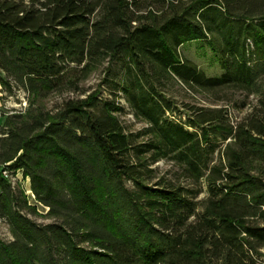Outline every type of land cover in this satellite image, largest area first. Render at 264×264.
<instances>
[{
	"label": "trees",
	"instance_id": "trees-1",
	"mask_svg": "<svg viewBox=\"0 0 264 264\" xmlns=\"http://www.w3.org/2000/svg\"><path fill=\"white\" fill-rule=\"evenodd\" d=\"M193 41L220 77L182 57ZM176 83L258 103L234 124L224 107L181 111ZM0 85L2 103L18 92L28 103L0 111V169L29 178L53 220L36 222L0 172L13 237L0 264H264V0H0ZM103 85L143 129L127 130ZM160 161L178 177H156Z\"/></svg>",
	"mask_w": 264,
	"mask_h": 264
},
{
	"label": "rangeland",
	"instance_id": "rangeland-1",
	"mask_svg": "<svg viewBox=\"0 0 264 264\" xmlns=\"http://www.w3.org/2000/svg\"><path fill=\"white\" fill-rule=\"evenodd\" d=\"M182 57L194 62L198 68L203 71L208 77H220L223 74V71L219 65L218 58L213 52L211 47L207 42L204 41H193L184 44L179 49ZM104 77L103 71L100 70L94 73L89 80L85 83V89L95 90L100 85ZM108 86H102V96L105 99L110 101H115V104L123 108V112H119L117 115L122 122V124L127 128V130L140 131L143 129L146 124L143 121H140L134 117L131 112L129 105L126 103L122 94L119 90L115 95L110 94L107 89ZM111 89H115L113 84L109 86ZM169 94L177 103V107L182 111L183 103H188L195 106H205V107H224L227 108L232 123L236 124L238 121H241L248 113L251 112L253 107L258 103V96L250 95L247 96L243 92H235L232 90H224L218 92V95L208 93H193L188 91L182 84L176 83L172 85L169 90ZM223 99V100H218ZM52 104H50V107ZM28 108V103L23 92H18L16 96L9 98L5 103L0 104L1 113L12 114V112L21 111L24 113ZM176 119H180L179 113L174 116ZM182 121L186 119L185 114L181 115ZM5 116L0 118V123H3ZM222 147H220L221 149ZM218 155L216 156V158ZM156 170V177L165 176L169 179H176L178 176V168L174 166L171 162L160 161L154 165ZM12 178L19 187L25 190L27 199L30 205L36 206L38 212L41 214V217H32L39 224H48L52 223L53 220L45 217V214L49 211V208L43 204L36 201L35 196L30 194V179H24L21 172H17L12 175ZM203 188L202 194L199 196V199L206 197V185L201 184ZM30 191V192H29ZM0 239L5 242H11L13 237L10 233L9 227L7 224L0 219ZM264 253V249H263ZM261 260H264L262 258Z\"/></svg>",
	"mask_w": 264,
	"mask_h": 264
},
{
	"label": "built area",
	"instance_id": "built-area-1",
	"mask_svg": "<svg viewBox=\"0 0 264 264\" xmlns=\"http://www.w3.org/2000/svg\"><path fill=\"white\" fill-rule=\"evenodd\" d=\"M0 172L2 173V175L7 178L10 179L12 182H14L13 178H12V174L8 171H4L3 169H0Z\"/></svg>",
	"mask_w": 264,
	"mask_h": 264
},
{
	"label": "crops",
	"instance_id": "crops-1",
	"mask_svg": "<svg viewBox=\"0 0 264 264\" xmlns=\"http://www.w3.org/2000/svg\"><path fill=\"white\" fill-rule=\"evenodd\" d=\"M2 94H1V85H0V96H1ZM0 104H1V100H0Z\"/></svg>",
	"mask_w": 264,
	"mask_h": 264
},
{
	"label": "bare ground",
	"instance_id": "bare-ground-1",
	"mask_svg": "<svg viewBox=\"0 0 264 264\" xmlns=\"http://www.w3.org/2000/svg\"><path fill=\"white\" fill-rule=\"evenodd\" d=\"M30 192V191H29ZM30 194L33 196V194L30 192Z\"/></svg>",
	"mask_w": 264,
	"mask_h": 264
}]
</instances>
